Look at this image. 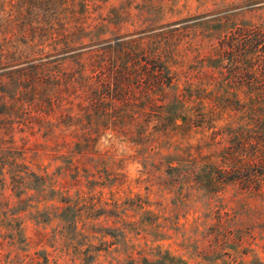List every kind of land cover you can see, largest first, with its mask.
<instances>
[{"label":"rangeland","instance_id":"obj_1","mask_svg":"<svg viewBox=\"0 0 264 264\" xmlns=\"http://www.w3.org/2000/svg\"><path fill=\"white\" fill-rule=\"evenodd\" d=\"M33 2L35 8H0L6 55L0 59V264H145L164 256L185 264H264V219L257 222L259 212L245 199L236 203L237 184L198 188L196 169L183 186L186 199L180 198V184L168 186L174 172L188 176L183 171L198 145L203 166H222L220 152L231 144L228 130L249 123L252 108L264 112V86L247 83L249 73L260 75L256 63L264 59V39L250 45L255 52L242 61H230L227 53L232 33L264 31V0H50L52 7L46 0ZM27 22L67 34L82 30L70 45L86 52L142 38L141 50L163 64L172 83L145 92L144 73L133 71L121 99L112 103L117 118L100 113L91 126L76 107L86 105L82 88L63 95L61 103L49 91L56 98L52 111L39 95L27 102L20 75L11 72L54 61V52L62 50L34 47L47 39L39 32L34 44H23ZM154 35L160 36L146 39ZM73 67L65 62L62 73ZM234 71L241 82L232 79ZM216 131L220 145L206 148ZM218 222L221 228L211 229ZM183 233L189 249L182 247ZM204 233L211 247L202 244Z\"/></svg>","mask_w":264,"mask_h":264},{"label":"trees","instance_id":"obj_2","mask_svg":"<svg viewBox=\"0 0 264 264\" xmlns=\"http://www.w3.org/2000/svg\"><path fill=\"white\" fill-rule=\"evenodd\" d=\"M46 2L48 6L53 4L50 2V0H46ZM15 4H20L22 7L26 8H35L33 0H0V8H14ZM12 18L13 14L8 13L5 21L10 24L12 23ZM28 24L26 27L28 34L25 35L23 32L21 36L23 44H34L37 32H39L40 34H38V36L44 37L46 34L47 39L42 42H37L34 47H53V50L51 51L53 52L55 51L56 45H62V50L54 52V54H57L58 56L54 61L46 60V62H38L36 65L32 64L17 70L16 73L15 71L11 72L12 76L15 74L20 75L18 84L26 89L27 102H33L35 97L39 95L41 96V103H50V111H52L56 102V98L54 97L51 99V96L48 95L49 91L52 93L56 92V94H58V103H61L63 100V95L66 96V94H68V97H71L77 93L78 88H82L81 90L86 96V105L84 106L80 104L76 107L80 112L83 113L82 117H85L86 121H88L87 126H91L90 122L91 119H93V116H98L100 113H102V116L104 115V117L108 116L110 121H114L117 118L118 111L117 109L115 110V108L114 110L112 109V103L114 101H118V99H121L120 94L123 92V86L126 85L125 83L127 82L129 76L134 72H137L138 69H140V71L143 72L145 76V79H143V82L140 84L142 91L146 92L153 85H155L158 90L161 89L162 86H169L172 83L171 77L169 76L166 68H164L163 64L159 65L155 59L147 58V52H145V50H141V42L143 40L142 38L140 40H132L120 44H118V40H116L115 44L113 45L110 43V45L107 44V46H102L101 48L86 52L81 51L83 47H76L75 44L70 45L72 43V37H74V39L75 37L77 38V34L82 31L80 29H78L73 34H67L66 30H63V28H59L58 30V28H54V25H49L43 29H38L36 26H30L32 25L30 22ZM20 25L22 28L25 26L23 24ZM5 28H7V26H5ZM159 36L160 35H154L153 37L147 36L146 39H154ZM3 38L4 40L8 39L6 34H4ZM263 39L264 31L254 28L244 30L240 29L238 32L232 33L230 36L231 41L230 44H228L227 51L230 61L236 62L238 59L239 61H242L245 55L255 52L254 50H248V47L255 44L253 48H256L259 43H263ZM235 40L236 44H233ZM47 41L48 46H44L43 43ZM104 42L107 41L104 40ZM222 44L227 45V42H222ZM263 50L264 46L260 52ZM48 53L46 54L44 52V57L49 56L47 59L51 57V54L48 55ZM12 54L14 55L15 53ZM40 54L43 55V49H40ZM4 56L6 55H4L3 48L0 45V59ZM119 60L120 65L118 66ZM67 61H70L74 67L66 74V72L62 73L61 67ZM256 64H259L258 71L260 75L255 76V72L251 74L249 73L247 83H259V85L263 87L264 59L260 61V63L257 62ZM254 65L255 64H252L248 67L252 68ZM235 70L242 69L236 67ZM85 71H90L91 75H87L86 78H84L83 74ZM234 73L235 74L233 75L232 79L234 81L241 82L242 78L238 76V72L234 71ZM59 74H62L63 76L65 75L66 80L65 78H61ZM251 80L252 82H250ZM68 85L70 86V89ZM127 85L128 86H125L126 89H124V92H126L127 89L129 92V82ZM105 98H108L107 103H105ZM123 100L124 103H128V99L122 98V101ZM177 102H181L179 97H177ZM70 105H72L71 102ZM106 106L108 108H106ZM40 107L42 106L37 105V108ZM70 109L71 108H68V110ZM91 109L93 111L92 114ZM107 110H111V112L107 114ZM252 110L253 113L248 118L249 123L242 124L243 129L239 127L237 131L233 129L228 130V135L230 136L229 142L231 144L229 146L227 145V147H224L220 152V157H222L223 161L222 166H214L208 163L203 166V148L201 145H198L195 147V152L192 154V158L188 156V166L186 167V170L183 171V173H187L188 176L179 178V171L172 174L173 178H169L168 183L170 184H168V186L172 188L175 187L176 184H180V190H182V194H180L182 196L180 198H187V196L183 194V186L191 181V177L189 175H194L195 170L199 169L201 175L196 177L197 182H195V186L198 188H203L207 187L206 184H209L208 186H210L219 182H232L237 184L240 188V192L236 194V203L243 202L244 200H241L242 198L245 199L250 206H253L252 208L254 210L259 212L260 216L258 217L257 222H260L262 219H264V112L260 108H258V110L252 108ZM68 117L69 116L66 115V118ZM251 125H253L252 128ZM194 127H199V125H196L195 123ZM164 132H166V127L164 128ZM187 133V130H184L182 135L185 136ZM220 134V131L214 132L210 137L211 144L206 143V148L209 145H211L212 148L219 146L220 142L218 141V137ZM172 171L177 170L170 169V174ZM203 172L205 173V176L202 177ZM144 173L147 174L148 172L145 171ZM200 179H203L204 182L202 183V180L200 181ZM217 194L218 192H213L212 196L217 197ZM213 197H210L209 199L213 200ZM214 202L216 201L214 200ZM212 228L219 229L221 228V225L218 222V224L211 226V229ZM206 234L207 233H204L200 236L202 244L207 243L208 248L211 247L212 243L210 241L206 242ZM186 235V233L182 234V247L184 249H189L190 246L188 245L187 247L186 245ZM201 250L204 251L203 248ZM143 263L185 264L179 260L176 261L171 259L168 256L162 257L161 260L157 261L156 263H147V261H143Z\"/></svg>","mask_w":264,"mask_h":264}]
</instances>
